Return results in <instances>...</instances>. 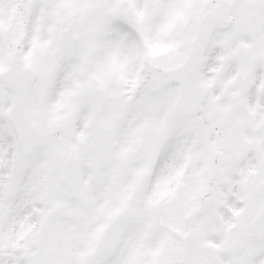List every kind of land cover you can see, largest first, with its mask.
<instances>
[{
	"label": "snow or ice",
	"instance_id": "snow-or-ice-1",
	"mask_svg": "<svg viewBox=\"0 0 264 264\" xmlns=\"http://www.w3.org/2000/svg\"><path fill=\"white\" fill-rule=\"evenodd\" d=\"M0 264H264V0H0Z\"/></svg>",
	"mask_w": 264,
	"mask_h": 264
}]
</instances>
